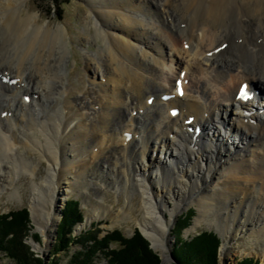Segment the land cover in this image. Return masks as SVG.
<instances>
[{"label":"bare ground","instance_id":"1","mask_svg":"<svg viewBox=\"0 0 264 264\" xmlns=\"http://www.w3.org/2000/svg\"><path fill=\"white\" fill-rule=\"evenodd\" d=\"M87 1L109 59L101 62L104 50L86 54V69L98 73L102 65L105 72L94 73L91 88L71 98L74 106L59 71L66 29L41 24L39 14L23 15L26 0H0V43L14 50L0 62V184L12 183L22 168L37 172L35 161L23 165V148L49 165L32 192V218L43 239L31 241L33 248L48 251L77 189L94 210L89 223L106 213L96 187L105 182L128 203L117 222L130 217V198L140 196L138 225L166 264L176 263L169 254L172 222L192 204L200 210L194 229L208 219L222 230L221 264L235 248L229 234L236 225L243 227L239 245L254 238L264 254V0ZM79 37L86 42L82 31ZM174 65H182L176 79L182 97L165 75ZM151 82L160 94L150 106ZM242 82L256 92L247 103L236 99ZM58 96L67 98L55 107ZM131 98L127 117L122 109ZM191 116L194 131L185 124Z\"/></svg>","mask_w":264,"mask_h":264},{"label":"rangeland","instance_id":"2","mask_svg":"<svg viewBox=\"0 0 264 264\" xmlns=\"http://www.w3.org/2000/svg\"><path fill=\"white\" fill-rule=\"evenodd\" d=\"M25 4L26 5L24 7L23 15L26 16L27 14H39L41 24L44 25L49 24L53 29L62 27L66 29V31L68 32L67 42L65 44V48L67 52L66 56L62 58L61 54L59 55L60 46L57 49V55L58 57H61L65 61L64 63H61L60 66L61 68L59 69V71L62 74L64 82L68 83V89L69 92H71V94L68 95L69 97L67 100L72 103L71 101L72 97L74 98L79 96L82 97L83 94L81 93V91L83 90V88H89V89L91 88L90 79L94 76V73H96L95 68L89 70L86 69V61H87L85 57L86 54L88 53L93 55L95 52L98 53V51L101 52V50L105 49V46L102 44V42L95 38L94 27L92 26L91 23L92 15L90 13V9H91L90 4L87 0H26ZM80 31H82L85 34V38H86L85 43H82L80 41V37H79ZM37 43L40 45L41 40L39 39ZM2 44H4V46H2ZM104 52L105 54L103 53L101 58L102 63H105L107 59H109L106 50H104ZM13 53L14 50L12 44L8 42L0 43V62L3 58L10 57ZM13 60L15 61L16 59ZM4 66H8V61H5ZM181 67L182 65L180 67L174 65L172 67L173 71L172 70L170 71L168 69L165 71L166 77H168L169 80L172 79V88L175 85V80L177 79L178 72L180 71V69H182ZM104 72L105 69L101 65V70L95 74V78L97 75L101 78L102 75H104L103 74ZM99 77H97V79H99ZM193 77L197 79V75H194ZM101 80H105V78H102ZM151 84L149 85V83H147V85H149L151 89L158 86L157 84L152 82ZM152 92L153 93H150V91H148L145 97L155 96L160 94L159 92H156V89H152ZM63 97L64 96L56 97L57 104L55 105V107L63 105V99L65 98ZM134 99L135 98L129 99L127 105H125L128 107L122 109V111H126L125 115L127 117L128 116L130 117V113L132 112V108L130 104ZM69 102H65V103L70 104ZM73 105L76 106L75 104ZM95 108L98 110L99 107L96 106ZM50 109L51 107L49 106L47 111ZM85 114H87L86 117L90 119V111H86ZM122 128L123 127H121V129L118 130L117 132L119 133L120 131L122 132L124 130V128L123 129ZM20 154H23L24 157L28 159L26 163L23 162V165L25 164L30 166L32 164L31 162L35 161L34 163L38 165L37 172L33 174L27 171L26 169L22 168V173H20L19 176L12 181V183H7V185H5L4 188L0 184V211L2 213L21 210L23 208H27L29 211V209H31V202L34 197L32 192L35 187V184H42L43 182L42 180L45 178L47 174L46 171L49 165L47 163L38 164L36 160V155L30 149L23 148ZM151 154L149 153V156L154 160H158L160 157V154L159 155L154 153L152 155ZM102 162L105 163V160H102ZM3 181L7 182L5 179H3ZM104 183L105 182L99 184L98 182V186L96 187L102 191V193L98 194V196H104L105 198L104 204L109 210L106 211L107 215L106 213H103V215L100 218H96L93 221H90V223H89V216L93 215L94 210L91 206V203L87 200L86 196L83 195L86 194V192H84L82 189H77L66 200L65 204L69 199L79 200L81 203V209L83 211L84 218L86 219V221L84 220V223L82 225H79L77 227L79 228V230L77 231L76 234L91 229L92 226L94 227L97 226V228L100 230L99 231L100 237L104 236L107 232L112 231L114 229H120L126 237H131L132 235H134L135 230L138 229L139 226L138 223L140 219H142V207H141L140 196L137 193H135L134 194L135 196L133 195V197L130 198L131 200V205L129 206V208L131 207L130 208L131 210L129 209L130 217L124 218L123 220L117 222V220L120 219L123 215L120 216L119 218L116 217L119 215V213L122 212L124 208L128 206V203L126 202V197L124 194L121 195L119 191L116 192L111 187L106 188L107 183L106 185H104ZM98 196L94 195V198L99 199ZM44 198L48 199L47 196H45ZM65 206L62 208V211L64 210ZM173 206H174L173 202L170 201L167 206L168 208V212L166 213L167 217H170L169 211ZM191 208H194L196 210V216L193 219L192 225L183 232V237L185 239L196 236L202 231H214V232L217 231L221 234L223 238L222 230L219 228V226L211 223L208 219L203 221V223L199 224L195 229L193 228L196 222L195 220L197 219V217H199L200 210L197 205L192 204L187 208L182 209L179 212V214L175 217L174 221L172 222L171 225L172 227L169 232L170 236H168L169 246H171V236L173 234V228L175 227L178 218L182 214L190 210ZM31 224L33 226V230L34 228H36V230L38 231L34 220L33 221L31 220ZM242 229L243 227L241 225H236L234 230L229 234V241L232 243V245L235 248L233 249L231 254L227 257L226 264H237V262L239 260H242L243 258H253L257 262V264H264L263 249L256 242V239L254 238H250L251 240L246 239V241L242 245H239ZM33 230L32 232L34 233ZM39 236H40L39 243H43L42 235L39 234ZM30 239H32L31 236L30 238H28V240L30 241ZM222 242L224 244V239ZM55 243L56 240L54 242L53 247L50 250L49 260L47 264H67L71 258V255L77 250V248L75 246H72L67 252H62L56 256H53L52 251L54 249ZM33 245L35 248V243H33ZM33 252L35 253L36 257L41 258L40 251L35 249V251ZM156 253L159 255L161 254L159 252ZM97 262L98 264H106V261L102 256L98 258ZM0 264H14V262L0 253ZM172 264H177V263L172 262Z\"/></svg>","mask_w":264,"mask_h":264},{"label":"trees","instance_id":"3","mask_svg":"<svg viewBox=\"0 0 264 264\" xmlns=\"http://www.w3.org/2000/svg\"><path fill=\"white\" fill-rule=\"evenodd\" d=\"M196 210L191 208L182 214L173 229L175 245L172 252L177 264H220L221 238L214 231H202L198 235L184 238L183 232L192 225ZM81 203L69 199L63 210L58 235L52 255L67 252L72 246L77 250L67 264H98L104 257L106 264H162L150 243L135 230L126 237L120 229H114L100 237L97 226L75 234L77 225L84 222ZM30 213L27 208L2 213L0 211V253L14 264H44L27 244L28 238L40 242L38 233H33ZM52 263V262H51ZM237 264H257L253 258H243Z\"/></svg>","mask_w":264,"mask_h":264},{"label":"water","instance_id":"4","mask_svg":"<svg viewBox=\"0 0 264 264\" xmlns=\"http://www.w3.org/2000/svg\"><path fill=\"white\" fill-rule=\"evenodd\" d=\"M29 213H30V218H31V220L33 221L32 213H31V209H29ZM85 221H86V219H85ZM59 224H60V221L57 222V224L55 225L54 230H53V232H52V239H53V242L51 243L50 248L48 249V251H46V252H42V253H41V258L43 259L44 264H47V262H48V260H49V255H50L49 253H50V250H51V248L53 247L54 242H55V240H56V238H57V235H58ZM79 225H82V224H79ZM79 225H77L76 228H75V234H76L77 231L79 230V228H77ZM170 229H171V227H170ZM173 229H174V228H173ZM138 230H139V232L144 236V238L147 239V240L149 241L151 249L156 253V250L153 248V245H152L151 240H150V239H149V238L143 233V231L141 230V228H140L139 226H138ZM33 231H34V233H38V234H40L39 231L36 230V228H34ZM215 233L218 234V236L221 238V242H222L223 240H222V237H221L220 233L217 232V231H215ZM169 234H170V233H169ZM169 236H170V235H169ZM31 241L35 242L33 239H30V241H29V240L27 241V244L31 246V250H32V251H35V249L33 248V245H32V243H31ZM174 243H175V236L172 234V236H171V246H170V248H169V254H171L172 251H173V245H174ZM222 243H223V242H222ZM222 243H221V246H220V249H219V260H220V254H221ZM158 255H159V254H158ZM171 255H172V254H171ZM171 255H170V257H171V259H172V256H171ZM159 257H160V259H161V263H162V264H166V263L164 262L162 256L159 255ZM220 264H221V263H220Z\"/></svg>","mask_w":264,"mask_h":264},{"label":"snow or ice","instance_id":"5","mask_svg":"<svg viewBox=\"0 0 264 264\" xmlns=\"http://www.w3.org/2000/svg\"><path fill=\"white\" fill-rule=\"evenodd\" d=\"M182 94V93H181Z\"/></svg>","mask_w":264,"mask_h":264}]
</instances>
